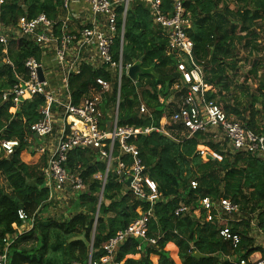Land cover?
I'll use <instances>...</instances> for the list:
<instances>
[{"label": "trees", "instance_id": "obj_1", "mask_svg": "<svg viewBox=\"0 0 264 264\" xmlns=\"http://www.w3.org/2000/svg\"><path fill=\"white\" fill-rule=\"evenodd\" d=\"M232 1L243 4V8L231 11ZM64 2L2 0L0 24L16 25L21 17L32 19L41 14L57 20L64 14ZM162 2L171 10L172 0ZM132 3L126 16L124 65L142 59V67L153 68L159 76L154 73L140 75V87L123 76L119 125L143 132L137 138L131 137L128 144L137 148V158L146 168L144 175L158 185L156 201L139 199L111 173L102 189V180L97 177L104 176L105 163L96 151L76 149L70 153L66 166L70 173L80 175L86 189L74 192L76 201L68 218H40L42 211L48 210L53 203L52 191L44 174L48 157L33 146L40 141L30 128L42 119L39 110L45 100L36 97L13 112V106L3 102L2 94L15 83L14 72L24 74L25 61L30 57L41 60L42 51L33 41H13V46L9 47L14 65L11 67L5 63L3 46H0V139L20 141L11 156L0 154V254L5 248L4 240L17 232L14 225H23L18 211L23 209L30 217H35L33 228L18 236L8 249L9 264H100L105 256L103 245L149 213L153 216L148 237L158 239L157 243L152 245L147 240L131 238L119 247L115 262L232 264L224 260V256L231 255L240 262L262 251L254 246L249 233L254 221L264 231V157L233 152L226 141L216 142L211 133H197L187 138L181 130L176 131L174 125L169 127L171 137L158 131L164 109L158 101L157 86L162 85V94L166 96L176 79L166 83L163 77L174 73L175 60L167 55V39L154 25L145 5L137 0ZM184 5L191 18L187 32L195 45L194 54L205 64L206 82L218 90L220 100L217 104L227 115L239 118L247 129L264 134V72L258 77L264 69V0H185ZM119 11L122 13L123 7ZM121 23L119 20V25ZM119 47L117 40L116 53ZM240 49L255 57L250 74L259 79L258 96L246 94V102L231 94V80L238 75L243 62ZM98 78L111 81L113 77L103 69L84 65L81 73L70 79L74 103H78L91 86L97 85ZM140 93L150 115L140 114ZM116 94L117 85L109 95L110 102H116ZM216 97L213 92L209 94L211 100L216 101ZM232 100L234 103L230 104ZM147 129L152 131L145 133ZM25 139L31 142L26 143ZM201 148L215 157L203 159L199 154ZM123 160L133 164L134 158L129 155ZM78 166H81L79 171ZM192 183H196V187ZM207 198L212 202L228 199L238 205L239 212L234 214L238 217L237 223L228 222L231 231L241 237L236 249L220 237L219 231L225 223L218 221L216 211L208 213L202 207V201ZM180 205L190 211L176 216ZM196 210H200L199 218L194 214Z\"/></svg>", "mask_w": 264, "mask_h": 264}, {"label": "built area", "instance_id": "obj_2", "mask_svg": "<svg viewBox=\"0 0 264 264\" xmlns=\"http://www.w3.org/2000/svg\"><path fill=\"white\" fill-rule=\"evenodd\" d=\"M83 1L88 5L93 19L78 30L71 29L67 22L51 20L46 14L32 19L21 17L16 25L0 24V46H3L5 63L14 67L7 57L8 48L13 41L26 39L35 42L44 52L53 50L59 68L67 77L80 74L83 66L87 65L93 69L104 67L106 72L116 70L121 80L132 66V64L124 65L125 27L124 23L122 26L119 25L120 14H123L125 19L130 0ZM145 1L153 15L154 23L168 40L170 54L177 57V72L181 77V84H177V88L183 93L181 92L179 107L171 115L169 124L174 125L176 131L181 130V134L187 138L197 133H211L217 141L221 132L224 140L230 144L231 151L264 157V134L260 135L247 129L238 120L229 117L214 100L209 99L203 79V64L196 59L195 45L187 32L191 18L186 11L185 0H172L171 10L166 9L162 0ZM70 3L71 0H65L66 10H69ZM120 7H123L122 13L119 11ZM117 40L120 41L118 53L114 51ZM24 69V74L14 72L16 81L12 87L3 91L2 100L10 103L16 111L26 101L36 97L44 98L45 105L39 110L42 119L32 125L30 131L39 138V141L43 138H53L51 143L48 142V146L36 147L39 153L48 157L44 174L47 185L51 187L52 197L57 188L61 190L66 188L74 192H82L86 189L80 175L70 173L66 164L71 152L76 149H87L96 151L98 158L106 165L104 176L97 177L102 180V189L106 186L111 173L116 176L119 183L126 186L131 180L130 186L127 187L131 188L139 199L155 202L159 193L158 185L149 176L144 175L146 168L137 158V148L127 143L129 138L143 133L142 130L120 126L117 114L113 117L110 126L104 124L107 112L102 110L101 104L104 95L112 90L110 81L98 78L96 83L99 92L87 97L81 104H75L69 94L67 97H61V94L52 88L45 76L42 59L28 58L24 63ZM40 69L43 72V80L40 77ZM140 111L142 114L148 112L145 105H141ZM151 131L152 129L146 130L147 133ZM25 142L30 143L31 139H25ZM19 146V140H1L0 154L9 157ZM199 154L205 159L215 157L205 148H201ZM129 155L134 158L133 164L123 160ZM80 168L81 166H78L77 171ZM192 185L196 187L197 184L192 183ZM202 207L208 213L216 211L218 221L221 224L225 223L219 231L220 237L224 241L231 242L233 249H236L241 237L231 231L222 215L238 213V205L228 199L212 202L207 198L202 201ZM189 211L188 207L180 205L175 214L179 216ZM194 214L199 218L200 210H196ZM152 216V213L144 214L109 239L103 245L105 256L100 264H120L114 261L116 252L131 238L147 240L155 245L158 239L148 237ZM18 217L23 225L18 227L15 224L16 234L4 240L5 248L0 254V264H9L8 249L18 236L31 230L35 223V217H30L23 209L18 211ZM224 258L235 262L231 255H226ZM238 264H264V255H251L248 259L240 260Z\"/></svg>", "mask_w": 264, "mask_h": 264}, {"label": "crops", "instance_id": "obj_3", "mask_svg": "<svg viewBox=\"0 0 264 264\" xmlns=\"http://www.w3.org/2000/svg\"><path fill=\"white\" fill-rule=\"evenodd\" d=\"M137 1H140V2H142L145 5L146 9L151 14V17H152V19L154 21L153 15H152V13H151V11L149 9V6L147 5L146 1L145 0H137ZM132 2H133V0H130L128 2L126 14H125V19L123 17V14H120V20L122 21L120 26H122L123 23H124V27H125L127 12L129 10V8L134 4ZM125 8H126V6H125ZM92 19H93V17L90 14V9H89L88 5L86 3H84L83 0H71V3L69 5V10L64 9V14L60 15L59 18L57 19V21L67 22V25L71 29L78 30L80 27H82V25L89 24L90 20H92ZM154 25L157 26L155 23H154ZM60 27H61V25H60ZM12 44H14V43H12ZM124 44H125V37H124ZM39 48L42 51L41 55H43L42 63L44 65V73H45V76L47 77V79L49 80L52 88L55 89L56 92H59L61 94V97H64V96L67 97L68 94H69L72 102L74 103L72 90L70 88V79L73 76H76V75H71L70 77L69 76L67 77V75L63 74V72L59 68V66L57 64V61L55 60L54 51L53 50H46L44 52V50L40 46H39ZM123 51H124V45H123ZM166 53H167L168 56L173 57L174 60H175V70H174V73L171 75V76H173L174 74L178 73L177 72V66H176L177 65V60H176L177 57L175 55H173V54H170V50L168 49V40H167ZM7 57L10 59L9 48H8ZM133 63L134 62L129 63V64L133 65ZM202 64H203V62H202ZM99 69H103V70L106 71V68H104V67H99L98 69H95V70H99ZM151 69H152V72L156 76H159L154 71L153 68H151ZM127 72L123 76L128 77ZM203 72H204L203 73V79H204V82L206 84V89H207V92H208L207 95L209 97V94L211 92L216 94V96H217L216 97V101L215 100L214 101L217 103V100L218 101L220 100V97H219V94H218V90L214 89L211 85H209L206 82V74H207V72H206L205 64H203ZM108 73L111 74V76L113 77L112 80H111L112 82L110 81V83L112 84V90L108 94L104 95V98H102V104H101L102 110L107 112L106 115H105V119H104V124L107 125V127L110 126L113 123V117L116 114H117L118 120H119V110H120V102H121V99H120V97H121V86H122V80H123V78L121 80H119V77L117 75V71L116 70L109 71ZM171 76H169V77H171ZM237 77H238V75L235 76L234 78H237ZM164 78H167V77H163V81H164ZM173 79H176V80L172 84V86L169 87L168 91H166V93H167L166 96H164V94H162V90H163L162 85H158L157 86L158 101H159L160 105L163 106V109H164V115H163V118L161 119V122H160L161 128L158 129V131H160L161 133H163V135L168 136V137H171L168 134L169 127L171 126L169 124L170 123V117L173 114V112L176 111L178 109V107H179L180 95H181V92H182L181 89L177 88V84H181V77L180 76L179 77H174ZM173 79H171V80H173ZM170 81H168V82L164 81V82L169 83ZM233 81H235V80L234 79L231 80L232 86H233V83H234ZM133 83L136 84L138 87H140L139 81H138V83H136V82H133ZM115 85H117V94H116L117 100H116V102L115 101L114 102H110L109 101V98H110L109 95L114 92ZM97 87H98L97 85H95V87L91 86L89 91L87 93L83 94L80 97L78 103H75V104H81L84 101V99H86L87 97H90L91 95L98 93L99 90H98ZM148 89L151 91V88H148ZM232 102H233V100L230 101L229 103L232 104ZM139 103H140L139 111H140L141 105H145L147 107V110H148V112L146 114H142L141 111H140V114L141 115H150V110H149V108H148V106L146 104V101L144 100V96L141 93L139 94ZM12 111L14 112L13 108H12ZM228 116L231 117V118H234V119L238 120L240 123H242L241 120L239 118H237L235 115H228ZM118 123H119V121H118ZM122 127H125V126H122ZM126 127L134 128V127H129V126H126ZM139 130H141V129H139ZM145 133H147V132H145ZM138 135L133 136L132 138H137ZM219 135H220L219 138L216 139V140L220 141V142H224L225 141L224 140V135L221 132H220ZM128 140H127V143H128ZM0 141H1V139H0ZM226 145H227V147H230V144L227 143V142H226ZM224 150H227V149L225 148ZM52 190H54V188H52ZM55 194H56V191H55V193H54V195L52 197V201H53V198H54ZM237 221L238 220L234 219L233 223H237ZM255 223H256L255 221L252 222L253 229L250 230L249 236L254 239L253 240L254 241V246L255 247H260L262 249L261 252H256V253H254L252 255L260 256V254L264 255V231L260 230ZM231 257H233V256H231ZM224 260H226V261H228L229 263H232V264H238L237 260H235L234 257H233V260H235V262L229 261L227 258L226 259L224 258Z\"/></svg>", "mask_w": 264, "mask_h": 264}, {"label": "rangeland", "instance_id": "obj_4", "mask_svg": "<svg viewBox=\"0 0 264 264\" xmlns=\"http://www.w3.org/2000/svg\"><path fill=\"white\" fill-rule=\"evenodd\" d=\"M220 8H222V6H220ZM229 8L231 9V11H234L236 9H242L243 8V4H238L235 3L234 1H232L229 5ZM250 8V7H249ZM11 45L13 46V44L11 43L9 47H11ZM241 46H239L240 48ZM240 57L243 59V62L240 64V71L238 72V77L234 78L235 81H233V86H232V91L231 94H233L234 97L240 98L243 102H246V97H244L246 94H253L258 96L257 93V86H258V82L259 79L258 77H260L261 75H263L264 69L261 70V72L259 73L258 77H253L250 74L251 71V65H252V61L253 59H255L254 56H250L249 53L243 49H240ZM247 77V78H245ZM245 79H248L247 81H245ZM241 86H243L241 88ZM247 89L248 91L245 93L244 90ZM233 99V98H232ZM234 102H232L233 104ZM257 109H261L260 105H256ZM52 137L50 138H46L40 142H37L36 144L34 143V147H37L38 145H47L48 146V142L51 143L52 141ZM205 159V158H203ZM206 160V159H205ZM55 188V186H54ZM75 195H74V191L72 190H68V189H56V194L53 198V203L52 205L48 208V210H44L42 211V214L40 215V218H53V219H61V218H68V216L70 215V211L73 209L74 207V202H75ZM223 219L227 220L228 222L234 221V219H238L237 216L235 215H222ZM256 224V223H255ZM29 226H27L28 228Z\"/></svg>", "mask_w": 264, "mask_h": 264}, {"label": "water", "instance_id": "obj_5", "mask_svg": "<svg viewBox=\"0 0 264 264\" xmlns=\"http://www.w3.org/2000/svg\"><path fill=\"white\" fill-rule=\"evenodd\" d=\"M142 74H153L152 69H148L147 70V69H144L142 67V59L139 60V61L134 62L133 65L129 68V70L127 72L128 77L133 82H136V83H138L140 75H142ZM179 76H180V74L176 73V74H174L171 77L164 78V81L168 82L171 79H173L174 77H179ZM40 77H41V80L44 79L43 72H42L41 69H40ZM130 182H131V180L127 183V186H130Z\"/></svg>", "mask_w": 264, "mask_h": 264}, {"label": "bare ground", "instance_id": "obj_6", "mask_svg": "<svg viewBox=\"0 0 264 264\" xmlns=\"http://www.w3.org/2000/svg\"><path fill=\"white\" fill-rule=\"evenodd\" d=\"M80 127H81V125H80Z\"/></svg>", "mask_w": 264, "mask_h": 264}]
</instances>
